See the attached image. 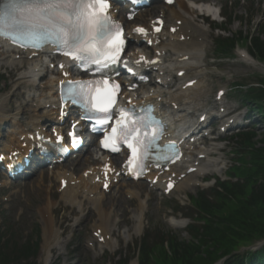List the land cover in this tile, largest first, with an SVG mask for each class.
Segmentation results:
<instances>
[{"label":"bare ground","instance_id":"obj_1","mask_svg":"<svg viewBox=\"0 0 264 264\" xmlns=\"http://www.w3.org/2000/svg\"><path fill=\"white\" fill-rule=\"evenodd\" d=\"M176 4L177 8L167 7V15L164 11L158 10L144 14L136 13L137 15L134 17L136 24H131L127 33L136 27L143 29L145 34L142 36L130 35L133 42L142 45L141 48H138L139 45L133 46L131 52L124 54L123 57L128 58V61L134 65H140L146 70L154 71V78L151 88L139 92H123L120 99L129 103H154L156 110L161 115L169 117L176 127H182L186 125L189 119L193 118L197 110L205 107L204 100H202V97L206 95L202 85L204 72L200 60L205 57V40L209 36V31L205 25L200 23L201 19L204 18L198 15L200 13L209 14L211 8L206 5L194 8L183 1H177ZM116 15L122 19L125 13L118 9ZM153 17H159L163 20L160 33H154ZM171 27L174 28L172 32H170ZM148 42L153 44L151 49L146 47ZM6 45L5 41L0 40V65L9 67L12 73L14 69L22 70L23 68V72H20L14 81L18 90L15 91L14 89L10 93V97H7L8 99L4 103H0V123L4 122L6 118L11 119L14 129L10 133L11 138L1 145V153L4 152L5 157L8 158L13 152L20 151L23 147V151H25L29 146H36L39 143V137L53 138L52 133H60L64 128V121L58 111L56 83L58 80L64 79L60 76L61 72L70 74L74 62L67 57L58 55H55L53 59H46V57H50L49 54L13 51L9 50ZM47 51L49 49L44 53ZM148 52L152 53L151 58H148ZM238 56L251 66L257 68L261 66L248 53H241ZM141 57H143L142 60ZM152 61L155 62L152 63ZM50 63L53 64L52 69H49ZM179 71H182L181 76H178ZM54 72H59V76H52ZM46 73H50V76L44 82L39 83L37 78ZM176 79L177 83L174 84V87L167 88ZM190 81L192 84L188 86ZM11 97L12 99H10ZM14 98L20 99V105L16 110L12 101ZM224 99L225 96L220 97L219 102H217L218 110L221 113L225 109ZM239 108L240 106L228 108L225 114H231ZM21 113H27V116L26 122L19 127ZM201 115H205V112H200L197 118ZM222 117H216L213 120ZM41 120L51 121L50 135L40 127ZM226 122L227 120L224 123ZM30 137H32V141ZM212 142L214 141H208L205 134L183 140V158L178 164L163 171L150 169L144 177L145 183L139 181L130 183L131 186L129 185V187L136 186V190H126L125 198L138 199L133 216L135 223L132 232L125 229L121 232L122 234L127 238L139 234L142 216L144 215V201L140 199L141 190H147L151 187L168 193L169 183L174 182L173 189L185 191L195 187L197 177L206 170L211 167L212 169L215 168L214 164L218 159L212 155L221 151V147ZM90 145L93 148L92 151H88L87 156H84L83 161L87 166L81 172L72 173L63 170L57 173L56 177L60 185H65L60 191V196L61 200L70 207L76 205L80 209L82 204H89L93 208L97 217V224L93 226L91 231L93 233L92 240L98 243L97 237L99 236L101 244L112 249L114 246L112 235L115 231L113 229L115 218L113 219V217L118 213L122 216L125 211V191H121L119 187L123 185L120 181L126 179L125 173L115 160L108 156L100 157L96 149V141L90 142ZM93 162L94 164L89 165ZM72 169L78 170L75 166ZM41 181L43 182V179ZM105 181L106 184L104 185ZM38 184L42 185L41 182ZM115 184L117 186L116 194L108 195V189ZM123 186L127 188L128 184ZM148 192L153 191L149 190ZM147 197L150 199L151 196L147 194ZM46 208L51 210L48 206ZM71 211L75 212L74 208H71ZM45 213L48 214L47 209ZM46 217L49 218L47 215ZM85 219L91 220L92 215H85ZM169 224L173 228H182L185 225V220L173 217ZM53 225L52 220H44L42 264H50L51 247L61 250L65 245L64 240L60 239L56 230L53 229Z\"/></svg>","mask_w":264,"mask_h":264},{"label":"rangeland","instance_id":"obj_2","mask_svg":"<svg viewBox=\"0 0 264 264\" xmlns=\"http://www.w3.org/2000/svg\"><path fill=\"white\" fill-rule=\"evenodd\" d=\"M237 1V2H236ZM233 4L227 3L226 7L224 4H215L226 11H234L239 21H234L227 28L231 32L241 30L248 32L249 29H254L258 21L262 18L264 13V1L263 0H236ZM159 7H156V9ZM161 8V7H160ZM159 8V9H160ZM155 9V8H153ZM251 18L249 21L248 19ZM208 23H218L220 19L212 20L207 17ZM206 25V26H207ZM209 36L205 40V52L206 56L201 64H204L202 71L204 72L202 77V85L206 95L202 97L205 102V109H210L213 106L212 102L215 103V94L219 88H223L226 94L225 102L227 108H235L240 106L238 109L239 114L246 116H238V119H242V123L246 126L242 130L250 129L256 136L253 142L261 145V137L264 134V115L254 109V105L250 102L247 103L244 99V93L242 91H235V84L241 85H255L257 80L264 79V65L259 63L260 67H254L242 60L237 54L246 52V47L242 43L235 50V57L227 59H213L212 54V40L220 32L213 31L210 27ZM19 75V71L10 70L6 66L0 65V103H4L7 97H10V93L16 89L14 85L15 77ZM45 78V77H43ZM172 86V85H171ZM12 99V97L10 98ZM15 108L17 109L20 104V99L14 98ZM262 111L264 112V102L262 103ZM252 107L253 109H250ZM15 109V110H16ZM214 112V110H213ZM197 114L194 115V119L197 118ZM26 114H21V121L24 122ZM237 116V111L233 114ZM245 118V119H244ZM223 121H220L214 128L216 132L219 131ZM43 123V122H42ZM253 126V127H252ZM12 123L8 120L6 123L0 125V134L8 136ZM221 129V128H220ZM238 131L236 128H231L225 133L221 134L222 141H217V144L222 147L221 151L217 152L214 156L218 159L215 164L214 172L208 174V180L212 177L227 178L229 175V166L232 159L236 158L234 155L238 149L234 139L230 137L231 133ZM77 159V158H76ZM73 160V159H71ZM66 161L64 164L71 162ZM63 164V165H64ZM59 170L58 168L46 169L45 177L42 180L40 174H35L33 177L27 180L19 179L10 182L4 181L0 178V235L6 237L11 236L18 243L24 242L26 239L32 237L35 228L39 229L38 237V253L36 259L32 264H42L41 258L43 257L42 244H43V220H46L44 213L45 208L48 206L51 208L50 219L53 221V229L56 230L60 239L65 240V248L62 249L60 255L57 254V250H52V261L51 264H120L122 259L132 254L135 247V243L139 242L141 237L145 233L156 231L154 234L159 235L160 232L165 234L167 231L172 230L175 232V236L179 239L189 240L190 237L186 232V225L181 229H173L169 226L168 221L173 217H186V224L191 222V218L195 216L194 210L191 208V196L201 188H205L208 192L209 186L212 185L213 181H207L205 184L198 181L195 187L187 189L185 191L174 190L170 195L163 196L160 192H155L154 201H150L146 215L141 220V230L136 236L132 235L126 238L121 233L125 228L132 232L133 227V210L136 207V198L124 199L125 211L120 216V213L115 215L113 220L115 222L114 228L116 229L113 240H115V246L113 249L106 247H99L98 243H93L91 248H86L88 242L92 238V227L97 223L96 215L93 214L91 220H80L83 219L89 206H84L82 211L76 210V213H72L68 205H66L60 197L58 190L57 179L50 176L51 172L55 174ZM2 182V183H1ZM41 182L42 185L38 183ZM207 185V186H206ZM135 189V188H134ZM116 190V189H115ZM136 190V189H135ZM113 192V191H110ZM147 196V191H143L141 199ZM146 201V199L144 200ZM233 202H226L225 206L221 210V214L229 211L234 207ZM79 211V212H78ZM34 240L35 237H32ZM151 237L147 238L150 242ZM119 249L124 250V256L117 260L115 258V252ZM136 264L134 260L130 261L129 264Z\"/></svg>","mask_w":264,"mask_h":264},{"label":"trees","instance_id":"obj_3","mask_svg":"<svg viewBox=\"0 0 264 264\" xmlns=\"http://www.w3.org/2000/svg\"><path fill=\"white\" fill-rule=\"evenodd\" d=\"M241 39L248 52L264 63V19L256 33L239 31L219 37L214 43L216 55H230ZM249 89V97L264 99V81ZM254 136L249 132L237 135L248 161L241 168L234 167L236 181L217 184L214 189L217 201L213 204L200 192L197 206L204 222L190 229V239L161 240L167 246L162 247L161 255L169 264H214L220 258H224L222 264H264V245L255 251H238L241 246L264 239V135L258 147L252 144ZM226 202H235L234 207L221 214ZM35 252L36 244L25 242L17 247L15 242L7 240L0 245V264H11L13 259L17 264L22 263ZM146 252L140 264H148Z\"/></svg>","mask_w":264,"mask_h":264},{"label":"snow or ice","instance_id":"obj_4","mask_svg":"<svg viewBox=\"0 0 264 264\" xmlns=\"http://www.w3.org/2000/svg\"><path fill=\"white\" fill-rule=\"evenodd\" d=\"M109 8L108 0H11L9 11L15 15L12 16L10 25L5 22L6 14L0 12V36L25 48H40L46 43H54L64 50V55L73 60L85 61L89 56L99 54L104 61H113L118 58L123 40L120 32L115 30L116 25ZM135 31L144 30L137 28ZM92 62L98 66L102 64L101 59H93ZM113 87L118 90L119 86ZM114 104L115 94L107 92L90 101L92 109L105 114H110ZM116 123L117 126L112 129L103 146L108 148V141L117 145L131 138L135 147L133 143H128L127 146L133 150L137 161L146 157L148 148L154 147V141L158 139L159 129L154 135L147 137L138 134L140 128L147 126L146 123L131 120L123 109L120 110V119ZM112 150L117 151L118 148L113 147Z\"/></svg>","mask_w":264,"mask_h":264}]
</instances>
